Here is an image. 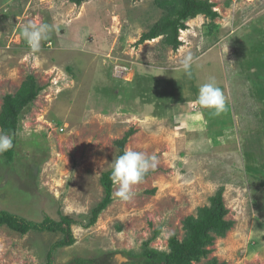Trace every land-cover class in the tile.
<instances>
[{
  "label": "rangeland",
  "instance_id": "374dc122",
  "mask_svg": "<svg viewBox=\"0 0 264 264\" xmlns=\"http://www.w3.org/2000/svg\"><path fill=\"white\" fill-rule=\"evenodd\" d=\"M210 1L218 16L188 20L175 51L163 37L139 43L167 12L155 0H0V113L28 76L42 88L11 136L13 161L0 154V210L74 217L76 242L54 264H147L146 250L169 253L221 187L234 227L193 264H264V0ZM29 21L55 26L36 53L22 36ZM188 52L190 73L176 70ZM209 77L227 98L220 115L197 103ZM131 130L125 149L155 154L158 165L131 201L113 195L87 227L116 141ZM61 238L2 227L0 264H45Z\"/></svg>",
  "mask_w": 264,
  "mask_h": 264
},
{
  "label": "trees",
  "instance_id": "16d2710c",
  "mask_svg": "<svg viewBox=\"0 0 264 264\" xmlns=\"http://www.w3.org/2000/svg\"><path fill=\"white\" fill-rule=\"evenodd\" d=\"M77 6H82L91 0H70ZM159 7L163 8L165 15L154 24L150 31L143 34L139 43H144L158 37H163L164 42L175 51L182 46L179 40L180 32L187 29V21L205 16L215 20L218 13L215 12L214 4L210 0H155ZM42 88L38 85L34 76H28L21 89L15 95H6L0 113V125L3 133L14 136L18 132L19 119L23 111L30 106L39 96ZM134 132L131 130L124 138L116 141L119 155L123 154L129 137ZM14 147L4 154L12 159ZM111 170L105 172L101 177V184L104 187V198L102 202L93 209L89 217L87 227L94 226L100 215L109 207L113 201L114 185L110 179ZM151 174L149 172L145 179ZM224 187L210 199L211 205L202 207L196 216H190L184 221L186 231L183 241L175 237L170 239L169 253H162L156 250H146L147 264H193L207 259L212 253V246L217 238H224L234 227V222L227 220L228 208L224 202ZM77 220L69 215L59 213V220L46 216L41 222L28 220L20 215L13 214L6 210H0V228L7 227L9 230L25 236L31 232L60 233L62 238L54 243L47 254L45 264H54V258L61 248L73 246L76 238L73 233V226ZM73 264H99L96 260L75 258ZM207 264L219 263L217 259L208 261Z\"/></svg>",
  "mask_w": 264,
  "mask_h": 264
},
{
  "label": "clouds",
  "instance_id": "9594fccd",
  "mask_svg": "<svg viewBox=\"0 0 264 264\" xmlns=\"http://www.w3.org/2000/svg\"><path fill=\"white\" fill-rule=\"evenodd\" d=\"M54 27L47 23L37 24L29 21L22 28V36L33 53L40 51L41 42L49 38ZM194 59L191 52L186 53L180 60L179 69L176 70L190 73ZM197 103L203 108L213 110L215 115H220L226 110L227 98L215 77H209L199 86ZM13 147V138L8 134L0 133V154L10 151ZM157 165L158 157L155 154L149 155L126 148L122 155L111 162L110 179L116 186L114 197L122 201H131L136 195L134 187L143 182L146 175L155 170Z\"/></svg>",
  "mask_w": 264,
  "mask_h": 264
},
{
  "label": "crops",
  "instance_id": "0c3cea01",
  "mask_svg": "<svg viewBox=\"0 0 264 264\" xmlns=\"http://www.w3.org/2000/svg\"><path fill=\"white\" fill-rule=\"evenodd\" d=\"M185 85L186 84H184L183 86L185 87ZM184 97H182V98H180V99H178V102H179V104H181V103H186V101H185V99H183Z\"/></svg>",
  "mask_w": 264,
  "mask_h": 264
}]
</instances>
